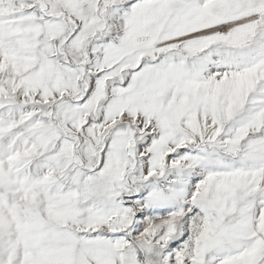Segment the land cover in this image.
I'll use <instances>...</instances> for the list:
<instances>
[{
	"label": "snow or ice",
	"instance_id": "1",
	"mask_svg": "<svg viewBox=\"0 0 264 264\" xmlns=\"http://www.w3.org/2000/svg\"><path fill=\"white\" fill-rule=\"evenodd\" d=\"M0 264H264V0H0Z\"/></svg>",
	"mask_w": 264,
	"mask_h": 264
}]
</instances>
